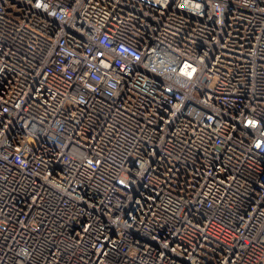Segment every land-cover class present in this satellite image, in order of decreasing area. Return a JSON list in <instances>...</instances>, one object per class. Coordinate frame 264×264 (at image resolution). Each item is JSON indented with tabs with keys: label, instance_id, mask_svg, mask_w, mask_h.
<instances>
[{
	"label": "built area",
	"instance_id": "built-area-1",
	"mask_svg": "<svg viewBox=\"0 0 264 264\" xmlns=\"http://www.w3.org/2000/svg\"><path fill=\"white\" fill-rule=\"evenodd\" d=\"M0 264H264V0H0Z\"/></svg>",
	"mask_w": 264,
	"mask_h": 264
}]
</instances>
